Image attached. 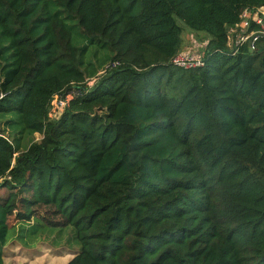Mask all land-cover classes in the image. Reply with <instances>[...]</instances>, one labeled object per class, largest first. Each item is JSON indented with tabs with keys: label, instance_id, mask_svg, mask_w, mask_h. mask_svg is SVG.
<instances>
[{
	"label": "trees",
	"instance_id": "obj_1",
	"mask_svg": "<svg viewBox=\"0 0 264 264\" xmlns=\"http://www.w3.org/2000/svg\"><path fill=\"white\" fill-rule=\"evenodd\" d=\"M258 7L0 0V122L15 131H0V264L18 227L32 239L69 226L80 248L66 264H264V35L228 47ZM177 18L210 34L204 66L172 64ZM94 44L107 48L97 64ZM72 90L51 118L54 95Z\"/></svg>",
	"mask_w": 264,
	"mask_h": 264
},
{
	"label": "rangeland",
	"instance_id": "obj_2",
	"mask_svg": "<svg viewBox=\"0 0 264 264\" xmlns=\"http://www.w3.org/2000/svg\"><path fill=\"white\" fill-rule=\"evenodd\" d=\"M66 18L67 23L70 25L73 31L74 42L77 46H82L88 42V37L86 33L81 28L79 21L77 19L67 17V14H63ZM178 24L183 28V46L192 43V38L195 37L200 41H206L210 39V34L206 31H196L193 30L185 21L177 18ZM8 42V40H5ZM194 52V51H193ZM195 53V52H194ZM107 54V48L101 47L99 44H94L89 46L87 58L94 64L102 61ZM104 71H101L103 73ZM97 80V77L89 78L87 84L92 86ZM66 93L58 95L60 98H64ZM63 113V108L56 103V97L51 103V118H58ZM1 129H3V124L0 122ZM5 128V135L11 137L15 135V131ZM43 137L40 133H35L33 135H27L23 139V147L30 144L31 141L41 140ZM8 191L5 188H0V195L6 196ZM19 228V227H18ZM17 228V230H18ZM13 234L12 239L6 246L5 250V264H66L68 263L74 255L78 252L80 244L75 237L73 228L71 226L62 229V233L58 236L57 232L59 228L53 229L54 233L46 232L41 233L38 237L29 239L19 238V230Z\"/></svg>",
	"mask_w": 264,
	"mask_h": 264
},
{
	"label": "built area",
	"instance_id": "obj_3",
	"mask_svg": "<svg viewBox=\"0 0 264 264\" xmlns=\"http://www.w3.org/2000/svg\"><path fill=\"white\" fill-rule=\"evenodd\" d=\"M255 24L259 26L258 30H251V26ZM264 35V7L258 8H246L241 14V20L236 25L230 27L228 32V47L234 48V51H237L238 48L243 45L245 42L251 40V49H255V43L260 36ZM172 64L182 68H195L202 67L205 65L204 49L201 53H194L193 51H185L176 54L171 59ZM118 62L113 63V66H116ZM65 93V92H64ZM80 91L72 90L66 93L64 98H60L58 95L63 93H58L54 95L52 101L56 97V103L63 108L68 105L69 101L74 97V95L79 94ZM62 96V95H61ZM52 103V102H51ZM1 131V125H0Z\"/></svg>",
	"mask_w": 264,
	"mask_h": 264
},
{
	"label": "crops",
	"instance_id": "obj_4",
	"mask_svg": "<svg viewBox=\"0 0 264 264\" xmlns=\"http://www.w3.org/2000/svg\"><path fill=\"white\" fill-rule=\"evenodd\" d=\"M207 42H208V40L200 41V40L196 39L195 37H193L192 43L190 45L186 46L184 49H182L181 52L194 51L195 53H201L203 51V49H205Z\"/></svg>",
	"mask_w": 264,
	"mask_h": 264
},
{
	"label": "water",
	"instance_id": "obj_5",
	"mask_svg": "<svg viewBox=\"0 0 264 264\" xmlns=\"http://www.w3.org/2000/svg\"><path fill=\"white\" fill-rule=\"evenodd\" d=\"M251 43H252V41L250 40V41H249V47H250V49H251ZM251 50H252V49H251Z\"/></svg>",
	"mask_w": 264,
	"mask_h": 264
}]
</instances>
